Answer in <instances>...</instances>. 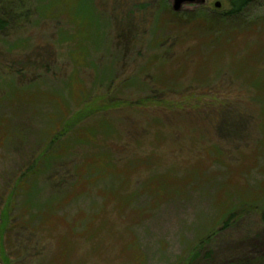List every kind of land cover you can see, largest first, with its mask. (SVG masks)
Here are the masks:
<instances>
[{
  "label": "rangeland",
  "instance_id": "1",
  "mask_svg": "<svg viewBox=\"0 0 264 264\" xmlns=\"http://www.w3.org/2000/svg\"><path fill=\"white\" fill-rule=\"evenodd\" d=\"M196 1L0 0V264H264V0Z\"/></svg>",
  "mask_w": 264,
  "mask_h": 264
},
{
  "label": "trees",
  "instance_id": "2",
  "mask_svg": "<svg viewBox=\"0 0 264 264\" xmlns=\"http://www.w3.org/2000/svg\"><path fill=\"white\" fill-rule=\"evenodd\" d=\"M248 0H230V7H231V10L233 11V12H235V11H238L242 6H243V4H245L246 2H247ZM231 11V12H232ZM2 15H3V13H1ZM1 14H0V27L2 26V22H3V20L1 19ZM261 214H260V216H261V220H263L264 221V208L261 210V212H260ZM264 223V222H263ZM198 247H199V249H200V246L198 245ZM199 249L198 250H196L194 253H193V255H192V257H191V260L190 261H192L193 259H195V257H198V254H199ZM244 264V262L242 261H240V262H235V263H231V264Z\"/></svg>",
  "mask_w": 264,
  "mask_h": 264
},
{
  "label": "water",
  "instance_id": "3",
  "mask_svg": "<svg viewBox=\"0 0 264 264\" xmlns=\"http://www.w3.org/2000/svg\"><path fill=\"white\" fill-rule=\"evenodd\" d=\"M194 0H172V6L174 10H177V7H180V4L183 2H193ZM196 2H203V0H198ZM215 6H218V3H215Z\"/></svg>",
  "mask_w": 264,
  "mask_h": 264
}]
</instances>
